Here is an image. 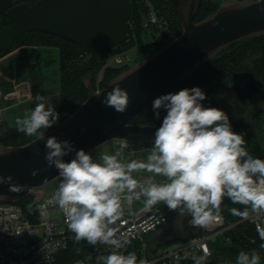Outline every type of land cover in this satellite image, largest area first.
Wrapping results in <instances>:
<instances>
[{"label":"clouds","instance_id":"1","mask_svg":"<svg viewBox=\"0 0 264 264\" xmlns=\"http://www.w3.org/2000/svg\"><path fill=\"white\" fill-rule=\"evenodd\" d=\"M114 85L102 103L124 113L130 103L129 93L119 83ZM206 98L201 88L193 87L154 99L156 118H160L161 109L166 115L155 131L146 161L123 163L117 155L109 154L101 155L97 161L91 153L75 149L68 140L61 141L54 135L45 140L46 131L58 125L60 114L40 93L34 97L35 107L15 121L18 132L45 141L47 167H54L60 180L49 203L54 202L64 214L74 241L112 246L113 250L98 261L137 264L134 252L125 255L119 251L122 245L114 238L116 229L111 227L123 214L121 195L125 191L136 198L144 197L147 208L163 203L180 217L190 216L193 226L198 227H207L221 216L225 198L245 206L243 210L227 208L242 220L264 214V159L246 150L244 134L233 131L227 113L201 103ZM6 153L0 150V157ZM71 153H75L74 157L65 161L64 157ZM142 170L153 177L145 182L134 178L133 173ZM39 171L33 170L32 175ZM154 177H162L163 181L157 182ZM0 184H7L15 193L31 190L28 185L14 183L11 175H0ZM256 232L264 241V225L256 223ZM260 248L264 249V243ZM210 255L209 249L203 247L202 254L190 258L193 264H206ZM185 258H189L187 253ZM260 261L255 250H242L236 257V264Z\"/></svg>","mask_w":264,"mask_h":264},{"label":"water","instance_id":"2","mask_svg":"<svg viewBox=\"0 0 264 264\" xmlns=\"http://www.w3.org/2000/svg\"><path fill=\"white\" fill-rule=\"evenodd\" d=\"M28 1L0 0V16L5 14L9 23L8 27L0 26V53L9 51L25 34L40 32L60 37L89 55L85 62L71 64L73 72L87 74L82 81L89 92L88 99L45 137L46 140L47 136L54 135L61 141L68 140L75 149L89 153L111 141H153L158 127L133 122L152 108L155 98L182 85L222 51L264 36V0H225L215 14L199 22L195 20L204 0H169L183 30L181 36L97 91L93 71L101 55L129 40L131 0H38L33 5ZM115 83L130 96L124 113L102 103ZM232 83L241 102L252 100L260 90L251 72L234 74ZM16 102V98L10 97L6 107ZM44 144V140L37 138L23 146H0V150L7 152L0 157V175H11L14 183L31 189L15 193L9 191L7 184H0V203L34 197L36 190L58 178V171L47 167ZM74 155L71 153L64 160L70 161ZM35 169L40 171L33 176ZM174 212L178 213L168 211L171 220ZM189 220L190 216L180 217V231H183L180 236L173 237L174 230L169 226L151 235L147 252H156L164 243L189 240L194 235Z\"/></svg>","mask_w":264,"mask_h":264},{"label":"trees","instance_id":"3","mask_svg":"<svg viewBox=\"0 0 264 264\" xmlns=\"http://www.w3.org/2000/svg\"><path fill=\"white\" fill-rule=\"evenodd\" d=\"M37 1L38 0H30L28 3L33 5ZM143 1L144 0H131L132 13L130 18V38L125 44L113 48L109 53L101 55V58L95 65L93 71L94 86L96 85V80L99 76V73L105 65L103 59L105 55L112 54L118 49H121L120 52H126L127 50H130L131 47H136L139 45L142 47L144 52L143 59H146L153 57L163 48V45H160L156 42L146 46L141 43L140 38L142 32V17L143 15L148 17V12L143 6ZM150 1L168 20L169 39L173 41L180 37L183 30L170 1ZM224 1L225 0H204L195 21L199 22L205 20L206 18L215 14ZM0 26H9L8 18L5 14L0 16ZM134 32L137 35L136 40H133L132 37ZM18 43H20L19 47H49L54 48L59 52L58 76L60 91L58 94L56 110L60 116L58 125L46 131V133H49L62 124L69 116L75 113L88 99L89 92L82 81L83 77H85L87 74L73 72L71 69V64L74 62L83 63L88 59L89 55L81 53L80 49L76 45L63 40L60 37H55L40 32L25 34L14 43L11 49L16 47ZM7 52H1L0 55H3ZM129 69L130 68L128 65L120 67L111 66L110 68L106 69L103 80L100 83L101 89H103L116 77ZM243 72L253 73L259 83V93L264 91V36L238 43L231 46L227 50L222 51L215 59L201 67L186 82L172 90L171 93H176L184 88H201L207 97L201 103L205 107H216L227 113L234 132L244 134V138H246L251 131H256L263 137L262 149H259L258 151L252 150L250 154H252L254 157L264 159V112L257 108L255 112L244 116L239 109L241 101H239L237 97L236 101H220V97L225 91L229 89L234 91L232 83L233 75ZM165 115L166 111L161 109L160 118L157 119L151 108L141 118L133 122V124L159 127ZM41 131L45 130L41 129ZM37 138V136H27L22 132H18L17 126H11L7 122L0 121V146H23ZM17 203L23 207L25 213L33 221H36L37 215L35 209L37 207V203L34 201V197L23 199ZM225 205L227 207H225ZM221 207V215L225 218L226 222L229 224H236V228L233 231H229L226 235L232 240L231 244L239 245L245 250H255L256 252L264 255V249L260 248V244L264 243V241H261L254 227L247 221L242 220L240 217L231 215L227 210V208L231 207L243 210L245 206L240 204H232L231 201L225 198ZM162 210L165 213L166 211L168 212L167 208H162ZM91 247L92 245L86 241L75 242L74 234H72L69 236L68 249L64 253L60 254L56 264H67L79 259L84 254H86V252H88ZM123 252H125V255L129 252H134L138 260L141 257V245L140 243L131 244ZM206 264H216V262L212 257H210Z\"/></svg>","mask_w":264,"mask_h":264},{"label":"built area","instance_id":"4","mask_svg":"<svg viewBox=\"0 0 264 264\" xmlns=\"http://www.w3.org/2000/svg\"><path fill=\"white\" fill-rule=\"evenodd\" d=\"M143 6L148 12L149 34L155 38L156 43L165 47L169 39L168 20L150 0H144ZM124 54L117 55L112 63L129 65L130 60ZM112 63L109 65L112 66ZM100 82L97 91L102 90ZM54 193L43 197L37 205L36 221H33L17 202L0 203V264H56L60 254L68 249L69 236L73 233L68 229L64 214L59 207L54 202L49 203ZM127 200L130 214L128 216L122 214L111 227L116 229L114 238L122 245L119 249L122 254L131 244L140 243L142 252L137 264H140V261L144 264H193L191 255L202 254L203 247H207L211 253L208 259L212 256L211 239L220 237L226 243H232L226 235L236 228V224L227 223L221 215L207 227L193 226L189 220L188 225L194 231V235L189 240L175 245L161 246L150 254L147 252L148 237L166 225L169 217L160 207L147 208L144 205L134 210L132 194L127 196ZM53 213L61 217V222L53 218ZM245 221L256 231V223L264 225V214L252 215ZM111 250H113L111 245L98 243L92 245L82 257L67 264H103V260L98 261V258L107 256ZM185 253L189 258H185ZM178 256L179 260H177Z\"/></svg>","mask_w":264,"mask_h":264},{"label":"rangeland","instance_id":"5","mask_svg":"<svg viewBox=\"0 0 264 264\" xmlns=\"http://www.w3.org/2000/svg\"><path fill=\"white\" fill-rule=\"evenodd\" d=\"M142 32H141V43L146 46L152 43H155V38L151 36L150 26L148 17L143 15L142 17ZM136 33L132 34L133 40H136ZM130 38V37H129ZM171 42L168 39V44ZM20 43L13 47L9 52L0 55V104L4 105L5 100L12 96L20 95L21 93H27L32 96V91L34 94L40 93L46 96L48 99L52 97V101H56V97L60 91L59 85V76H58V67H59V52L54 48L49 47H19ZM127 50V49H126ZM121 49L114 51L112 54L104 56L103 69L99 73V76L96 80V85L94 88H97V85L102 79L106 69L110 68L112 61L116 58L117 55L125 53V57L128 58L129 68L134 67L144 58V52L141 46L131 47L130 50L126 52H120ZM120 52V53H119ZM115 53V54H114ZM117 53V54H116ZM119 53V54H118ZM109 65V66H108ZM108 66V67H107ZM122 66L119 63L113 62L112 67ZM106 67V68H105ZM100 82V83H101ZM31 92V93H30ZM221 102L236 101V94L233 90L225 91L221 97ZM259 108L264 112V91L255 96L252 100L241 102L239 109L242 115H248ZM10 115L6 114L3 116L5 120L14 125V121L10 119ZM12 118V117H11ZM11 124V125H12ZM246 141L245 148L249 153L252 150L258 151L263 147V137L258 134L256 131H251L248 137L244 138ZM153 141L150 140H140L136 142H119L111 141L108 142L90 153L93 155V158L99 161V157L103 154L117 155L118 159L123 163H128L131 161H146L147 156L149 155L150 148ZM126 145V146H124ZM134 178L141 182L147 181L149 178L153 177L152 173L147 171H138L133 173ZM157 182H162V177H154ZM60 183L59 178L55 179L53 182L47 186L36 190L34 201L37 205L41 202L43 197L52 194L57 190V187ZM138 191V189H137ZM125 191L123 194H127ZM122 194V195H123ZM132 194V193H131ZM134 204H135V195H133ZM144 202V197L136 198ZM121 205L124 213H127L129 210L127 208V200L123 198L121 200ZM154 207L167 208L163 203L157 204ZM168 209V208H167ZM127 210V211H126ZM169 211V209H168ZM168 215V212L166 211ZM53 218L61 222V217L53 213ZM169 217V215H168ZM170 222H168L163 227L159 228L153 234H158L165 227L169 226V229L172 230H181L180 226V216L178 213L174 212L172 215V220L170 217ZM152 234V235H153Z\"/></svg>","mask_w":264,"mask_h":264},{"label":"crops","instance_id":"6","mask_svg":"<svg viewBox=\"0 0 264 264\" xmlns=\"http://www.w3.org/2000/svg\"><path fill=\"white\" fill-rule=\"evenodd\" d=\"M31 94L33 96V99L27 93H24V94L21 93L20 95L12 96V97L16 98L17 102L14 103L13 105H11L9 108L6 107V100L7 99L5 100L4 105L0 104V115H1L0 121L7 122L9 125H11L12 123L10 124L9 121H7V120H5V118H3L4 115H6V114L10 115L12 117V118L10 117V119H12V122L13 121L15 122L17 120V118H22L26 111H30L32 108H34L35 107L34 97L36 94H34L33 91ZM57 99H58V96L56 97V101L54 102V101H52V97L49 98V101L52 104H54L55 108H57ZM3 112H4V114H3ZM11 126H17V125H16V123H14V125L12 124ZM130 194L131 193L121 195V197H122L121 200L123 198H126V200H127V196ZM144 205L145 204L143 201L136 200V198H135V204H134V198H133L134 210H137ZM127 208H128V200H127ZM123 214L128 216L130 214V211L128 210L127 213L123 212ZM169 220H170V218H169ZM182 234H183V231H180V230L175 231L174 230L172 236L175 237V236H180ZM149 238H148V243H149ZM177 243H179V242H172V243H166V244L164 243L161 246L175 245ZM210 248L212 251L211 257L215 260L216 264H236V257L240 251H242V250L248 251L249 253H251V251H252V250H245L239 245L228 244L223 240V238H220V237H216V238H213L210 240ZM259 254L261 256L260 264H264V255L261 253H259Z\"/></svg>","mask_w":264,"mask_h":264}]
</instances>
